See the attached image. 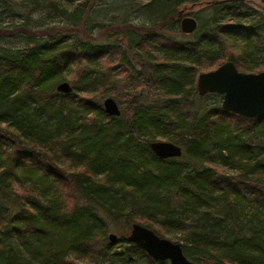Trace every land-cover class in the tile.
I'll return each mask as SVG.
<instances>
[{"label":"trees","instance_id":"obj_1","mask_svg":"<svg viewBox=\"0 0 264 264\" xmlns=\"http://www.w3.org/2000/svg\"><path fill=\"white\" fill-rule=\"evenodd\" d=\"M15 1L0 4L30 13L71 0ZM95 2L77 7L87 14ZM170 2L151 24L101 26L98 35L81 22L50 36L22 27L25 41L0 45V264H127L135 256L138 264H170L129 243L126 232L110 242L108 224L121 220L160 237L183 229L182 247L198 264H264V117L212 106L217 93L200 96L196 86L200 73L227 60L264 71V15L229 0L148 6ZM181 4L215 12L179 38ZM62 81H71V93L57 91ZM112 86V96L129 102L119 116L94 100ZM161 136L183 148L181 158L151 150ZM63 184L75 194L71 209L57 189ZM13 192L17 211L5 200Z\"/></svg>","mask_w":264,"mask_h":264},{"label":"rangeland","instance_id":"obj_2","mask_svg":"<svg viewBox=\"0 0 264 264\" xmlns=\"http://www.w3.org/2000/svg\"><path fill=\"white\" fill-rule=\"evenodd\" d=\"M82 1L83 0H71L70 2L66 3V5H62L58 8L55 6H50L48 3H42L41 5H37L33 10H31L30 13H28L25 9H20L18 6H15L14 10L11 11L10 9H6L3 3L0 4V36L5 37L1 39L0 45L7 44L10 46H18L23 41H25L26 38L23 35H20L19 32L22 30V27H26L29 29L40 28L44 31V36H50L57 33H64L62 28H64L65 26H74L81 22L85 23L86 27L91 28V30L94 31V34L98 35L106 33V31L98 32L101 26L102 28H104L106 26L123 24L125 22L133 23L136 25L151 24L152 21L154 22L156 18H159L167 10H170L175 5V3L173 2L167 3V8L158 11L157 9L148 6V3L151 2V0H144V2H140L139 0H96L92 9L88 11L87 14H84L85 9L77 7ZM229 1L235 5H240L243 10H256L259 14L264 15V0ZM15 3L20 4L19 0L15 1ZM177 8L180 10L185 9V13L183 15H191L195 17L198 20L199 24H204L215 12V9L209 6L203 7L196 5L194 8H191L190 5L181 4L178 5ZM230 12L227 9L223 11L226 17H230L233 15ZM241 18L242 17H240V22H242L243 24L250 23V19ZM33 33L28 31L24 32V34L27 35H32ZM183 35L185 36L186 34H183L182 32L176 34V36L179 38H181ZM229 43V46H231L232 49L236 52H241L244 49V44L236 39H230ZM117 86L120 88L118 89V91H121V86L123 88L125 87L123 82H118ZM114 90L115 89L113 86L107 90L99 89L100 93L95 94L94 100L100 101L103 105V102L106 98L113 97L119 104L120 109L125 110L126 107L129 106V102H121L120 100L112 96V91ZM100 95L102 96V98H100ZM222 99V94L217 93V95L208 98V103L212 106H221ZM115 121L109 120L108 122L115 123ZM159 141L167 140H165L163 136H161ZM57 189H59V192L67 201L68 209L73 208L75 203V199L73 197L75 194L72 196L73 190L69 186H65V184L58 187ZM100 193L103 197H109V193H107L106 191H101ZM5 200L6 204L8 203V205H10L15 211H17L21 206V202L19 201L17 194L14 192L10 193V196L8 198H5ZM132 224L127 225L125 220H121L117 224L110 222L108 224V229L111 230L109 233L113 232L118 236V239H121L123 237L121 236L123 233L126 232V236L129 234ZM162 238L169 239L175 243H180L182 246L185 245V241L183 240L184 230L180 228H173L170 233L168 232ZM121 244V242L117 243V245ZM184 253L190 260H192V258L195 259L196 257L193 253H191L193 256L188 254V252H186V249H184ZM134 258L137 259L135 260ZM134 258L127 264H138L140 258L136 256ZM80 263L84 264L85 262L81 261Z\"/></svg>","mask_w":264,"mask_h":264},{"label":"water","instance_id":"obj_3","mask_svg":"<svg viewBox=\"0 0 264 264\" xmlns=\"http://www.w3.org/2000/svg\"><path fill=\"white\" fill-rule=\"evenodd\" d=\"M195 6L191 5V8ZM184 13L185 9L180 10V14ZM198 27V20L191 15H184L180 21L183 34H194ZM56 89L68 94L73 87L70 82L62 81L57 84ZM197 91L200 96L222 94L221 107L226 111L246 118L264 117V71L243 72L232 60H227L217 68L199 74ZM103 107L110 116L121 114L119 104L113 97L106 98ZM150 148L161 159L181 158L183 155V148L170 141H152ZM108 238L110 242L118 240L113 232L109 233ZM126 240L143 249L153 259L169 261L170 264H198L185 255L180 243L162 238L140 223L132 224Z\"/></svg>","mask_w":264,"mask_h":264},{"label":"bare ground","instance_id":"obj_4","mask_svg":"<svg viewBox=\"0 0 264 264\" xmlns=\"http://www.w3.org/2000/svg\"><path fill=\"white\" fill-rule=\"evenodd\" d=\"M199 76V75H198ZM197 79H198V77H197ZM197 86V85H196Z\"/></svg>","mask_w":264,"mask_h":264}]
</instances>
